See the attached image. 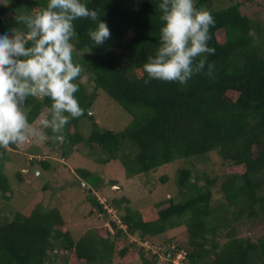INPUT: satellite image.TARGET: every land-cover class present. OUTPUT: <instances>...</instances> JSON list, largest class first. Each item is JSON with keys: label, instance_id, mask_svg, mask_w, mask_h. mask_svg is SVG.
Masks as SVG:
<instances>
[{"label": "trees", "instance_id": "trees-1", "mask_svg": "<svg viewBox=\"0 0 264 264\" xmlns=\"http://www.w3.org/2000/svg\"><path fill=\"white\" fill-rule=\"evenodd\" d=\"M159 2L88 0V7L107 22L111 36L93 46L87 33L94 23L88 18L74 22L78 36L73 58L82 65L75 95L84 113L70 119L62 140L51 129L44 131L60 143L63 158L84 144L106 155L103 161L119 160L129 177L214 152L224 176L218 204L211 202V185L218 177L204 175L191 161L176 170L179 198L135 210L127 206L119 221L112 219L79 238L72 235L59 205L40 204L41 210L12 214L0 206V264H176L179 255L182 264H264V232L251 234L254 238L239 235L242 226H264V22L244 13L238 1L220 6L196 0L198 8L210 4L215 18L208 41L215 53L207 54V62L214 64L212 75L206 63L184 86L148 80L143 64L160 43ZM46 5L47 0H8L0 5V29L26 31L15 17ZM85 73L92 77V90L81 80ZM102 90L127 120L120 129L103 127L96 118L99 107L94 104ZM50 105L48 97H29L24 109L35 122L41 114L50 115ZM18 147H0V197L6 202L15 192L5 171L8 149ZM38 162L43 169L51 166L48 160ZM77 171L91 178L86 167ZM22 175L17 173L19 181ZM161 179L168 181L167 175ZM89 196L106 213L104 203ZM124 200L114 199V206L119 208ZM179 226L186 227L185 244L172 246L168 239L164 251L156 246L151 256L147 254L148 243Z\"/></svg>", "mask_w": 264, "mask_h": 264}, {"label": "clouds", "instance_id": "clouds-1", "mask_svg": "<svg viewBox=\"0 0 264 264\" xmlns=\"http://www.w3.org/2000/svg\"><path fill=\"white\" fill-rule=\"evenodd\" d=\"M8 0H0V4ZM160 43L143 64L148 80L174 81L184 86L205 70L212 75L213 63L207 54L210 27L215 18L206 8H198L196 0H160ZM88 0H47L40 11L15 17L26 31L0 29V147L20 145L27 141L48 139L51 129L63 139L70 119L84 113L78 97L76 78L82 65L74 60L73 40L77 38L75 21L88 18L94 23L88 29L93 46L110 38L107 22L100 18ZM147 82V80H146ZM29 97H48L50 115L39 118V127L24 110Z\"/></svg>", "mask_w": 264, "mask_h": 264}, {"label": "rangeland", "instance_id": "rangeland-1", "mask_svg": "<svg viewBox=\"0 0 264 264\" xmlns=\"http://www.w3.org/2000/svg\"><path fill=\"white\" fill-rule=\"evenodd\" d=\"M235 1L242 3L241 8L244 13L258 19L261 18L264 22V5H261L259 0H210V3L224 6ZM205 8L209 10L210 4ZM81 80L89 90L93 89L92 77L88 73H85ZM102 93L100 92L99 101L97 100L94 104L99 107L98 113L94 112L97 120L103 127L122 128L127 120L115 109L116 107L114 108L112 101L104 95L106 92ZM118 108L123 111L120 105ZM113 110L117 111V114H111ZM43 115L45 114L39 115L33 122L35 126H40L39 118ZM56 143L60 145L57 140L52 141L49 137L44 141L30 139L24 144H20L18 149H8L10 161L7 162L5 171L15 192L11 202H6L0 197L2 209H7L12 214L31 208L41 210L40 204L42 206L59 205L66 214L67 225L72 235L79 238L90 229L110 223L112 219L119 221V216L125 213L127 206L135 210L158 203L168 197H178L179 191L175 183L176 170L180 166L190 165L191 161L194 163L195 169L200 170L204 175L211 178L218 177L216 183L211 185L212 204L217 205L222 197L219 184L224 178L221 172L223 166L220 157L214 152L189 160L179 159L165 164L155 171L129 177L119 160L105 161L106 155L104 156L99 151L92 152L87 145H77L69 158H63ZM40 159L48 160L51 163L50 168L43 169L38 162ZM103 159L105 160L103 161ZM65 163L68 164V167L65 166ZM81 167H86L91 171L90 179L86 180L79 174L77 169ZM18 172L23 173V180L19 181ZM163 175H167L168 181H162ZM89 195L97 196L104 203L106 213L100 212L92 204ZM114 199L126 200L121 202L119 208H116ZM263 232L264 226L260 223L248 224L239 228L240 236L253 234L257 237ZM253 235L251 236L253 237ZM186 238L185 226L170 229L146 245L147 254L151 256L152 251H155L152 249H156V246L161 247L164 251L166 245L163 243L168 239H171L172 246H177L185 244ZM163 251H160L162 258L164 257ZM181 257L182 255H179L175 258L176 264H182Z\"/></svg>", "mask_w": 264, "mask_h": 264}]
</instances>
